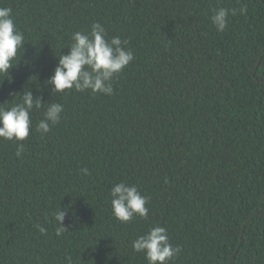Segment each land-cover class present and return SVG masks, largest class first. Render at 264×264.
<instances>
[{"label": "trees", "instance_id": "obj_1", "mask_svg": "<svg viewBox=\"0 0 264 264\" xmlns=\"http://www.w3.org/2000/svg\"><path fill=\"white\" fill-rule=\"evenodd\" d=\"M0 6L25 35L11 80L0 77V103L30 88L64 105L61 122L44 137L33 130L20 157L17 142L0 138V264H67L69 255L74 264H148L132 241L156 225L182 247L170 264H264V0ZM220 7L237 9L223 32L211 23ZM96 21L128 39L135 59L111 96H53L45 80L58 55ZM120 181L151 197L147 220L113 216ZM69 204V231L57 236L51 213Z\"/></svg>", "mask_w": 264, "mask_h": 264}, {"label": "clouds", "instance_id": "obj_2", "mask_svg": "<svg viewBox=\"0 0 264 264\" xmlns=\"http://www.w3.org/2000/svg\"><path fill=\"white\" fill-rule=\"evenodd\" d=\"M246 11V6L239 9L241 14ZM230 14L235 16L237 9L220 7L212 10L211 23L218 32L225 30ZM71 40L69 51L58 55L54 74L45 80L46 85L52 86L51 94L54 96L75 89L76 92L113 95L114 80L135 59L133 49L128 47L129 40L119 35L109 37L106 27L99 21L93 22L90 29L72 33ZM20 50L25 51V35L16 24L12 9L0 6V77H3V81L5 77L11 80L10 70L18 64L16 61ZM17 94L18 102L0 103V138L17 142L16 155L20 157L25 151L22 142L33 130L44 137L61 122L64 105L55 100H44L43 96L34 95L30 88H25L22 93L16 92L14 97ZM41 110L42 119L33 128V113ZM80 171L83 175H91L86 167ZM110 196L112 214L121 223H128L136 217L148 219L150 209L147 205L151 197L142 193L138 185L127 181L114 183ZM70 210V204L62 205L51 213L57 236L69 231L64 221ZM45 219H48V214H45ZM35 227L42 235H47L48 229L43 224ZM132 249L144 253L148 264H170L182 252V247L171 242L167 228L161 225L150 227L135 238ZM65 259L67 264H74L70 255Z\"/></svg>", "mask_w": 264, "mask_h": 264}]
</instances>
